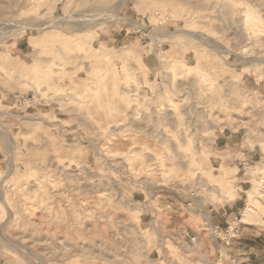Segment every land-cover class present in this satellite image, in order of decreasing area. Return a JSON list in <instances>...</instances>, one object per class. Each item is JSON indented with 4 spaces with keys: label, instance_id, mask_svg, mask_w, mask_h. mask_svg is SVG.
<instances>
[{
    "label": "rangeland",
    "instance_id": "1",
    "mask_svg": "<svg viewBox=\"0 0 264 264\" xmlns=\"http://www.w3.org/2000/svg\"><path fill=\"white\" fill-rule=\"evenodd\" d=\"M243 224L264 0H0V264H233Z\"/></svg>",
    "mask_w": 264,
    "mask_h": 264
},
{
    "label": "crops",
    "instance_id": "2",
    "mask_svg": "<svg viewBox=\"0 0 264 264\" xmlns=\"http://www.w3.org/2000/svg\"><path fill=\"white\" fill-rule=\"evenodd\" d=\"M224 137L226 138L225 145L231 144L232 146H235L236 144H238V141L236 140L237 138H235L234 134L226 135ZM227 206L228 204L223 206L222 208H219L218 210L216 209V212L214 206L213 208H211L212 221L214 224L224 226V224L228 223L236 216V212L228 213ZM232 208V205L228 207L229 210H232ZM220 214L221 216L219 217L218 215ZM246 225L247 224L242 225L243 227L241 230V236L235 239L233 243H231V245L224 248L226 249L225 253H227L229 256L226 258L228 263L232 262L233 264H235L237 260H240L241 262H243V264H258V258L255 252L257 251L256 247H259L261 243L264 242V228H257L256 226L250 224H248L249 226ZM187 233L194 234L195 232L194 230H188ZM218 246L216 244L212 245L213 248L216 247L215 250H211V248L209 249L208 247L206 248L209 256L216 258L223 257L224 253L220 248H218Z\"/></svg>",
    "mask_w": 264,
    "mask_h": 264
},
{
    "label": "built area",
    "instance_id": "3",
    "mask_svg": "<svg viewBox=\"0 0 264 264\" xmlns=\"http://www.w3.org/2000/svg\"><path fill=\"white\" fill-rule=\"evenodd\" d=\"M232 231L234 232V231H238V228L236 227V228H233L232 229ZM236 234V232L234 233V235Z\"/></svg>",
    "mask_w": 264,
    "mask_h": 264
},
{
    "label": "bare ground",
    "instance_id": "4",
    "mask_svg": "<svg viewBox=\"0 0 264 264\" xmlns=\"http://www.w3.org/2000/svg\"><path fill=\"white\" fill-rule=\"evenodd\" d=\"M38 25H39V24H38ZM39 26L42 27L41 24H40ZM46 27H47V26H46ZM36 28H37V27H36ZM227 189H229V188H227ZM230 193H231V191L229 192V194H230ZM245 220H246V219H243L242 221L245 222Z\"/></svg>",
    "mask_w": 264,
    "mask_h": 264
}]
</instances>
